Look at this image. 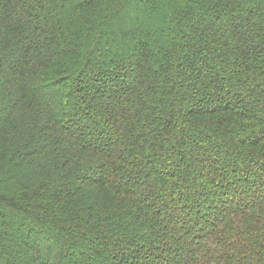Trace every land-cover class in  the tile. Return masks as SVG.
<instances>
[{
	"label": "trees",
	"instance_id": "trees-1",
	"mask_svg": "<svg viewBox=\"0 0 264 264\" xmlns=\"http://www.w3.org/2000/svg\"><path fill=\"white\" fill-rule=\"evenodd\" d=\"M0 264H264V0H0Z\"/></svg>",
	"mask_w": 264,
	"mask_h": 264
},
{
	"label": "rangeland",
	"instance_id": "rangeland-1",
	"mask_svg": "<svg viewBox=\"0 0 264 264\" xmlns=\"http://www.w3.org/2000/svg\"><path fill=\"white\" fill-rule=\"evenodd\" d=\"M184 5V4H187V5H189V4H191L190 2H181L180 4L178 3L177 4V7L179 8L181 5ZM194 21H196V22H194V25L195 26H198L199 25V22L197 21V19H194ZM117 21H115V23H116ZM119 24H120V22H119ZM170 24V23H169ZM111 25H113V24H111ZM118 25V23L116 24V25H114L111 29H114V27H116ZM190 25V24H189ZM128 26H129V24H128ZM188 29H189V26H188ZM185 31H187V28L185 27H183V32H185ZM116 45V44H115ZM120 47H122V45H119ZM123 46H125V45H123ZM128 47H130V46H128Z\"/></svg>",
	"mask_w": 264,
	"mask_h": 264
}]
</instances>
